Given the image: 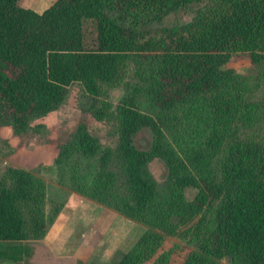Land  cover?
<instances>
[{"label": "trees", "instance_id": "1", "mask_svg": "<svg viewBox=\"0 0 264 264\" xmlns=\"http://www.w3.org/2000/svg\"><path fill=\"white\" fill-rule=\"evenodd\" d=\"M194 3L202 4L196 19L146 29ZM237 56L264 63V0H54L42 12L0 0V119L24 132L72 84L97 97L133 57L145 60V86L133 87L118 106L114 148L80 125L56 159L97 156L101 170L86 194L151 227L110 264H143L162 244L155 228L169 231L174 217L206 207L214 209V224L185 264H264V143L241 139L233 125L249 123L234 105L240 95H232ZM183 126L193 134L187 139L177 136ZM145 128L152 140L140 149L134 137ZM155 158L167 167L164 197L147 176ZM42 183L32 189L21 168L0 179V262L20 263L30 254L25 242L45 234ZM189 186L197 188L193 200L184 193ZM172 251L151 264H168Z\"/></svg>", "mask_w": 264, "mask_h": 264}, {"label": "rangeland", "instance_id": "2", "mask_svg": "<svg viewBox=\"0 0 264 264\" xmlns=\"http://www.w3.org/2000/svg\"><path fill=\"white\" fill-rule=\"evenodd\" d=\"M53 1L20 0V3L42 12ZM200 5L194 3L171 12L160 21L150 22L146 29L194 20ZM230 66L238 75L232 95L240 96L234 105L239 116L249 119V123L236 119L233 125L238 126L237 134L241 139L264 143V63H255L248 56H237ZM146 68L145 60L133 57L121 76L104 85L97 97L88 95L80 83L72 84L63 101L50 112L34 117L24 132L15 131L9 122L0 119V179L8 177L12 168H21L30 174L32 189L43 182L44 190L43 213L47 230L42 237L25 242L30 254L18 264H110L131 249L145 230L151 229L86 194L89 187L85 186L91 185L101 170L97 156L76 155L64 164L56 163L63 146L72 141L80 125H85L98 137L103 147L114 148L118 106L133 87L145 86L144 76L149 73ZM98 110L104 113L102 117L98 116ZM188 131L190 129L183 126L177 130V136L181 134L187 139L193 135ZM151 140L148 128L134 137L140 149H147ZM224 153L225 149L216 161L221 160ZM73 163H76V171ZM111 166L117 169V165L112 163ZM146 169L159 196L164 197L168 192L165 162L155 158ZM105 175L108 177L107 173ZM119 175L120 182H127L122 173ZM184 191L188 200H193L197 194L193 186ZM213 215L214 209L206 207L186 217H174L169 231L155 228L163 237L162 244L143 264H151L158 254L170 249L173 251L168 264H185L189 254L197 249L202 234L207 235L213 226ZM209 262L232 264L227 258Z\"/></svg>", "mask_w": 264, "mask_h": 264}, {"label": "crops", "instance_id": "3", "mask_svg": "<svg viewBox=\"0 0 264 264\" xmlns=\"http://www.w3.org/2000/svg\"><path fill=\"white\" fill-rule=\"evenodd\" d=\"M108 249H110V248H108ZM0 264H18V263H14L11 261H1Z\"/></svg>", "mask_w": 264, "mask_h": 264}]
</instances>
